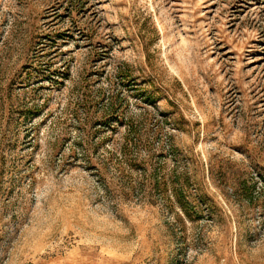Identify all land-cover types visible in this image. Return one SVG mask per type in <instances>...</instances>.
I'll use <instances>...</instances> for the list:
<instances>
[{
	"label": "rangeland",
	"instance_id": "rangeland-1",
	"mask_svg": "<svg viewBox=\"0 0 264 264\" xmlns=\"http://www.w3.org/2000/svg\"><path fill=\"white\" fill-rule=\"evenodd\" d=\"M0 264H264V0H0Z\"/></svg>",
	"mask_w": 264,
	"mask_h": 264
},
{
	"label": "trees",
	"instance_id": "trees-1",
	"mask_svg": "<svg viewBox=\"0 0 264 264\" xmlns=\"http://www.w3.org/2000/svg\"><path fill=\"white\" fill-rule=\"evenodd\" d=\"M72 5H73V0H72ZM112 116H114V114H113ZM112 116H111V117H112ZM114 117H116V116H114ZM116 118H117V117H116ZM116 118H115V119H116Z\"/></svg>",
	"mask_w": 264,
	"mask_h": 264
}]
</instances>
